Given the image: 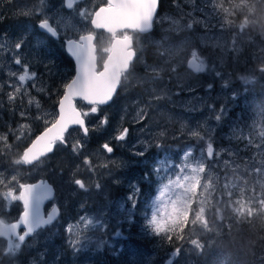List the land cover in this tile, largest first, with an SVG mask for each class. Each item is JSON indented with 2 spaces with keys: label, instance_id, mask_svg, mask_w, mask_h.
I'll list each match as a JSON object with an SVG mask.
<instances>
[{
  "label": "rangeland",
  "instance_id": "374dc122",
  "mask_svg": "<svg viewBox=\"0 0 264 264\" xmlns=\"http://www.w3.org/2000/svg\"><path fill=\"white\" fill-rule=\"evenodd\" d=\"M55 2L5 0L0 6H6L0 11V37L3 38L0 39V134H6L7 143L12 145L11 149H6L0 141V175L9 179L16 175L21 183L47 181L54 188L55 196L46 210L53 204L60 211L57 220L26 239L15 256L0 254V264H167L170 259L173 264H191L196 255L215 251L226 236L234 238L236 247L243 250L239 264L247 263L250 255L254 256L255 264H264V215L254 217L249 223L236 218L226 207L222 208L223 220L216 218L214 210L210 211L207 215L212 231L197 228L190 233L204 244L203 251H194L188 243L175 241L178 247L183 245L181 254L175 258L166 241L143 228L144 213L157 195L161 177L172 171L169 165L180 163L189 148L193 149V159H198L209 138L215 150H231V155L221 151L219 157L212 159L205 153L206 173L218 191H223L224 184L228 183L234 194L241 189L251 194L253 188L257 194L264 192V172H252L254 167L264 169V148L256 146L264 144V116L260 115V108L264 107V91L261 90L264 78L255 73L253 81L247 84L239 78L251 76L252 70L264 62V29L260 23L250 25L254 30L246 29L243 35L236 37L239 52H234L230 49L236 29L221 30L217 18L206 16L207 0H162L163 9L155 19V31L147 36L132 35L136 56L129 72L122 77L112 104L86 117L89 136L83 137L79 130H72L67 137L68 146L57 145L50 156L23 168L13 161L35 137L31 128L37 125L40 132L45 120L50 121L56 113L54 104L73 70L70 61L67 60L69 64L64 67L65 62L59 57L63 36L55 41L40 39L36 25L47 16L62 34L72 33L83 23L78 10L94 11L102 4V0H91L86 6H75L66 12L60 2L54 5ZM249 2L256 16L264 22V0ZM239 22L236 19V23ZM205 23L209 26L205 27ZM101 35L97 33L98 41ZM102 36L103 40L97 44L98 67L105 59L100 49L107 46L109 40ZM21 38L25 43L20 58L30 63V71L36 72L47 88L46 92H37L31 88V82L28 83L39 107L36 103L29 105L27 98L22 106L19 101L16 105L8 103L7 93L12 91L8 86L12 79L9 74L19 71L13 60L15 43ZM193 52L205 61L208 66L205 71L192 73L186 68ZM213 65L222 72V79L210 70ZM173 66L175 72L170 71ZM153 68L159 78H154ZM225 82L228 87H224ZM209 84L213 85L211 91L207 90ZM254 90L260 95H255ZM233 92L236 99L232 98ZM156 96L162 98L157 100ZM209 104L217 111L225 106L226 112L219 122L214 119L215 113L209 109ZM21 108L29 113L27 117L19 115ZM77 108L88 110L84 105ZM141 109L147 116L137 123L135 118ZM13 117L17 123L11 126ZM104 117L108 118V123L101 125ZM121 127L129 128L130 133L126 141L119 142L114 136ZM193 131L200 132L205 139L193 137ZM241 134L251 139L252 144L248 145V139H242ZM77 139L85 145L79 155L70 147ZM91 142L96 146L91 147ZM105 142L114 147L111 154L102 149ZM139 151H144V155L134 154ZM86 156L92 161V171L84 164ZM157 167L165 171L157 174L154 172ZM73 179L84 181L88 190L80 189ZM97 183L99 189L95 187ZM133 186L140 190L135 208L128 200ZM5 190L0 185V192ZM20 212L17 201L9 202L0 197V219L14 222ZM129 214L134 218L131 224L127 222ZM81 216L102 222L105 227L87 230L86 246L74 251L68 241L78 239L74 233L77 227H84L78 224ZM69 227L73 228L72 234L66 231ZM117 231L120 235H116ZM79 239L83 241L84 234ZM4 247L0 242V253ZM49 254L55 255L54 263L47 260Z\"/></svg>",
  "mask_w": 264,
  "mask_h": 264
},
{
  "label": "snow or ice",
  "instance_id": "6c2138e0",
  "mask_svg": "<svg viewBox=\"0 0 264 264\" xmlns=\"http://www.w3.org/2000/svg\"><path fill=\"white\" fill-rule=\"evenodd\" d=\"M75 4L76 0H64V6L69 10L74 9ZM158 4L159 0H103V6L98 7L97 10L93 11L87 8L78 10L77 15L83 23L75 32L67 34H62L54 27L47 16L40 20L37 25L39 29L57 40L63 36L64 46L75 57L78 69L76 76L62 86L63 93L58 100V111L53 114L50 121L45 120L43 131L13 161L15 165H34L42 157H47L49 153H52L57 145L68 146L67 137L71 135L70 128L72 126H76L83 137L89 136L90 129L86 123V117L97 113L100 105L107 104L113 99L118 86L121 84V78L129 72L133 58L136 56V51L133 48V36L129 34V30L136 33L148 32L153 26ZM207 7L208 11L205 15L217 18L218 27L221 30L236 29L231 42V51L239 52L236 37L243 35L246 29L254 30V28H250V25H256L259 22L260 27L264 29V22H261V19L256 16L255 9L249 0H239V2L237 0H207ZM200 11L205 10L200 9ZM236 19L240 20L239 24L236 23ZM88 25H91V28ZM208 26L205 23V27ZM188 27L191 28L192 24L189 23ZM100 29L109 34L107 46L100 49L106 57L102 67H98L97 63V44L103 40V36L101 35L98 41L97 33L94 31ZM0 39L3 38L0 37ZM24 43V38L15 43L13 60L19 66V71H12L9 74L12 79L8 86L12 91L7 93L8 103L16 105L19 101L22 106L24 99L27 98L29 105L36 103V106L39 107L35 97L31 96L28 83L31 82V88L37 92H46L47 88L45 83L37 77L36 72L30 71V63L20 58V50ZM188 65L196 72H203L208 67L196 52L192 53ZM175 70V66L170 69L172 72ZM210 70L214 72L216 77L223 78L222 72L217 70L214 65ZM152 71L155 73L154 78H159L157 70L153 68ZM252 73L251 76L239 78L245 84L253 81L255 73H259L260 77L264 78V62L259 63L252 70ZM212 87L213 85L209 84L207 90L211 91ZM224 87H228L227 82H225ZM189 90L191 91V89ZM154 98L158 100L162 97L156 96ZM232 98L236 99L235 92L232 93ZM77 99L86 102L87 111H81L77 108ZM207 106L215 113L214 119L219 122L226 112L225 106L222 105L218 111L214 105L209 104ZM19 115L27 117L29 113L21 108ZM260 115L264 116V107L260 108ZM146 116L145 110H139L135 118L136 122L143 121ZM100 123L106 125L108 118L104 117ZM9 131L14 132L12 129ZM211 131L212 129H209V132ZM116 132L114 139L122 142L126 141L130 130L121 127ZM191 135L199 140L205 139L198 131H193ZM241 138L248 139L242 134ZM7 139L6 134H0V141L4 142L5 148L11 149L12 145L7 143ZM16 139L18 140L19 137ZM251 144L252 140L248 139V145ZM84 146L81 139H77L70 145L72 152L76 155L82 152ZM156 146L160 147L161 145L157 144ZM256 146L264 148V144H257ZM101 147L109 154L114 151V147L108 142H105ZM221 151L231 155L229 149L215 150L209 138L198 159H193V149L189 148L183 154L180 163L169 165L172 171L165 172V175L161 177L157 195L152 200L150 208L144 213L143 228L146 232L169 244H173L175 241L186 242L191 245L192 250L202 252L204 244L199 238H192L190 233L197 228L205 232L212 231L208 212L214 210L216 218L223 220L222 208L226 207L231 210L236 218L249 223L254 217L264 215V192L257 194L253 188L251 194L246 189H241L238 194H234L228 183L224 184L223 191H218L215 182L206 173L208 165L205 163V153L208 159H212L219 157ZM134 154L143 156L144 151ZM224 163L227 164L228 161ZM84 164L88 166L90 171L94 170L89 157L84 158ZM162 171L165 170L158 167L154 168V172L157 174ZM252 172L260 174L264 172V169L254 167ZM72 182L80 189L88 190L81 179H73ZM0 185L6 189L0 192V197L5 201L20 202L23 206V211L15 219V222L0 219V238L6 241V245L0 254L15 256L27 237L32 236L38 229L55 220L58 209L53 207L47 218L41 214V204L50 193V189L43 182L41 184L21 183L16 175H12L10 179L0 175ZM95 187L99 189L100 185L97 183ZM232 187H235V184ZM139 191L138 187L133 186V191L128 196L133 208L138 203ZM234 195H236L235 199H233ZM127 222L129 224L134 222L131 214H129ZM78 224L84 226L83 228L77 227L74 233L78 239L68 241L74 251L82 250L86 246L88 241L87 230L105 227L102 222L94 221L88 216H81ZM21 229L23 230L21 231ZM186 229L188 230L187 233ZM66 231L72 234L73 228L69 227ZM82 234H84L83 241L79 239ZM116 235H120V232L117 231ZM182 247L183 245L173 249L171 253L173 258L181 254ZM167 264H173V261L170 259Z\"/></svg>",
  "mask_w": 264,
  "mask_h": 264
},
{
  "label": "trees",
  "instance_id": "16d2710c",
  "mask_svg": "<svg viewBox=\"0 0 264 264\" xmlns=\"http://www.w3.org/2000/svg\"><path fill=\"white\" fill-rule=\"evenodd\" d=\"M5 0H0V6L4 3ZM162 0L159 3V7H158V13H162ZM6 6L0 7V11L4 10ZM63 61L65 62V64L63 65L64 67L67 66V64H69V62L67 61L66 57L60 53V56ZM147 61L148 58L146 57ZM264 91V89H261ZM255 93V95H260V93L256 90L253 91ZM252 92V93H253ZM61 94V92H60ZM264 95V94H263ZM55 108V104L54 107ZM16 118H10V125L14 126L17 123V120H15ZM32 133L34 132V134H38L39 130L37 129V125L34 128H31ZM92 143V142H91ZM95 143H92L91 147H95V145H93ZM143 183L139 184V187L142 188L143 187ZM171 250H173L177 244L176 242H174L173 244H167ZM178 247V246H177ZM256 252V251H255ZM253 252V253H255ZM240 256H243V250L239 249L236 247V240L232 237H225L224 241L218 245L217 249L215 251H211V252H207L206 254H198L195 256V258L193 259L191 264H239V258ZM246 256V255H245ZM249 260L247 263L244 264H255V259L254 256L250 255L249 256ZM246 259H248L246 257Z\"/></svg>",
  "mask_w": 264,
  "mask_h": 264
},
{
  "label": "water",
  "instance_id": "95a60500",
  "mask_svg": "<svg viewBox=\"0 0 264 264\" xmlns=\"http://www.w3.org/2000/svg\"><path fill=\"white\" fill-rule=\"evenodd\" d=\"M64 1V0H63ZM78 1H83V0H78ZM64 8L65 9H67L65 6H64ZM68 10V9H67ZM152 30V28L148 31V32H146V33H137V34H139V35H145V34H147V33H149L150 31ZM38 31L39 32H41V33H43V34H45L46 36H48V37H51L50 35H48L46 32H44L43 30H41V29H39L38 28ZM99 31H102L103 33H105V34H107V35H109L107 32H105L104 30H102V29H100ZM129 33H136V32H132L131 30H129ZM52 38V37H51ZM52 39H54V38H52ZM64 52H65V54L67 55V57L70 59V61L72 62V64H73V77L72 78H74L75 76H76V74H77V69H78V65H77V63H76V60H75V57H73L72 56V54L69 52V51H67V48H66V46H64ZM133 62V61H132ZM186 68L188 69V70H190L192 73H195L196 71H194L192 68H190L189 67V65H188V62H187V64H186ZM118 89H119V86H118V88H117V91H118ZM117 91H116V93H117ZM116 93L114 94V96L116 95ZM114 96H113V98H114ZM77 101H79V102H82L84 105H86V102H84V101H82V100H79V99H77L76 100V102ZM112 101V100H111ZM111 101H109L107 104H104V105H100L99 107H106V106H108L110 103H111ZM87 106V105H86ZM58 111V102H57V105H56V108H55V112H57ZM73 129H78L76 126H72V128H70V130H73ZM79 130V129H78ZM42 132V131H41ZM40 132V133H41ZM39 133V134H40ZM81 133V132H80ZM38 134V135H39ZM82 134V133H81ZM35 139V138H34ZM32 142V141H31ZM30 142V143H31ZM30 143H29V145H30ZM53 153V152H52ZM52 153H49L48 155H47V157L48 156H50ZM107 154H109V153H107ZM44 158H46V157H42L41 158V160L42 159H44ZM35 163H37V162H35ZM34 163V164H35ZM23 166V168H29V167H31V166H33V165H22ZM41 182H43V184L46 186V187H48L49 189H50V193H49V195H48V198L47 199H45L43 202H42V204H41V214L43 215V208H44V206L46 205V204H48V203H50L51 201H52V198H53V195H54V190H53V188H52V186H50L46 181H41V180H38V181H36V182H34V183H30V184H41ZM19 203V205H20V207H21V212L23 211V206H22V204L20 203V202H18ZM53 207H55V206H52L51 207V209L47 212V214H46V216H44L45 218H47V215L52 211V209H53ZM56 208V207H55ZM21 212H20V214H21ZM19 214V215H20ZM18 215V216H19ZM57 216H58V214H57ZM56 216V217H57ZM56 219V218H55ZM55 221V220H54ZM53 221V222H54ZM15 222V221H14ZM52 222V223H53ZM51 223V224H52ZM50 225V224H49ZM48 225H45V226H43L41 229H38V230H43V229H45L46 227H47ZM23 229H21V231H22ZM37 230V231H38ZM29 237H27L26 239H28ZM0 240H3V238H0ZM4 241V240H3Z\"/></svg>",
  "mask_w": 264,
  "mask_h": 264
},
{
  "label": "flooded vegetation",
  "instance_id": "af4514ba",
  "mask_svg": "<svg viewBox=\"0 0 264 264\" xmlns=\"http://www.w3.org/2000/svg\"><path fill=\"white\" fill-rule=\"evenodd\" d=\"M89 1H91V0H88V1L83 2V3H78V2H76V4L74 5V7H75V6L77 7V6H80V5L86 6L87 3H88ZM62 3H63V1L60 0V4H62ZM100 6H103V0H102V4H99L98 6H96L94 10H97L98 7H100ZM69 11H71V10H69ZM69 11H66V12H69ZM89 28H90V26H89ZM96 33H99V32H96ZM99 34H100V33H99ZM61 43L63 44V40H61ZM78 105H81V103H76V106H78ZM54 110H55V109H54ZM53 256H55V255L49 254V255L47 256V260L49 261V260L51 259V260H50L51 263H54V262H55V260H53V258H52Z\"/></svg>",
  "mask_w": 264,
  "mask_h": 264
},
{
  "label": "bare ground",
  "instance_id": "6f19581e",
  "mask_svg": "<svg viewBox=\"0 0 264 264\" xmlns=\"http://www.w3.org/2000/svg\"><path fill=\"white\" fill-rule=\"evenodd\" d=\"M45 259V258H44Z\"/></svg>",
  "mask_w": 264,
  "mask_h": 264
}]
</instances>
